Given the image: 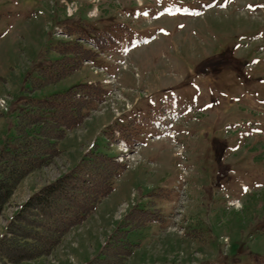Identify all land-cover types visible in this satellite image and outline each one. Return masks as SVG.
I'll return each instance as SVG.
<instances>
[{"label": "rangeland", "instance_id": "rangeland-1", "mask_svg": "<svg viewBox=\"0 0 264 264\" xmlns=\"http://www.w3.org/2000/svg\"><path fill=\"white\" fill-rule=\"evenodd\" d=\"M65 1L72 2L0 0V148L14 145L25 100L98 77L84 65L33 87L38 69L60 58L57 47L67 39L59 28L72 33L74 44L104 45L105 70L95 82L105 93L59 142L63 153L16 189L0 214V236L29 196L76 165L93 143L121 154L128 169L51 254L20 264H87L137 207L155 210L163 222L131 232L138 247L127 264L264 262V131L251 130L264 129V0H75L72 16ZM164 115L175 140L155 126L167 125ZM225 140L229 147L219 157Z\"/></svg>", "mask_w": 264, "mask_h": 264}, {"label": "trees", "instance_id": "trees-1", "mask_svg": "<svg viewBox=\"0 0 264 264\" xmlns=\"http://www.w3.org/2000/svg\"><path fill=\"white\" fill-rule=\"evenodd\" d=\"M57 49L60 58L38 69L37 78L32 81L34 88L59 82L98 55L95 50L70 41L62 42ZM99 83H80L64 93L30 97L23 102L17 115L14 145L0 148V214L30 173L51 164L63 153L59 142L81 127L103 100L105 90ZM127 168L126 163L99 150L94 143L76 165L31 194L7 220L0 236V264H20L51 254L69 231L87 220L114 191L116 181ZM151 222L163 220L155 210L135 208L87 264H127L138 246L130 239L131 232ZM261 263L264 264L259 260L256 264Z\"/></svg>", "mask_w": 264, "mask_h": 264}, {"label": "snow or ice", "instance_id": "snow-or-ice-1", "mask_svg": "<svg viewBox=\"0 0 264 264\" xmlns=\"http://www.w3.org/2000/svg\"><path fill=\"white\" fill-rule=\"evenodd\" d=\"M250 8L252 7L251 5L249 6ZM246 190V189H245Z\"/></svg>", "mask_w": 264, "mask_h": 264}, {"label": "bare ground", "instance_id": "bare-ground-1", "mask_svg": "<svg viewBox=\"0 0 264 264\" xmlns=\"http://www.w3.org/2000/svg\"><path fill=\"white\" fill-rule=\"evenodd\" d=\"M160 126V125H159ZM235 204H238L237 202Z\"/></svg>", "mask_w": 264, "mask_h": 264}, {"label": "built area", "instance_id": "built-area-1", "mask_svg": "<svg viewBox=\"0 0 264 264\" xmlns=\"http://www.w3.org/2000/svg\"><path fill=\"white\" fill-rule=\"evenodd\" d=\"M1 103L3 104V101Z\"/></svg>", "mask_w": 264, "mask_h": 264}, {"label": "crops", "instance_id": "crops-1", "mask_svg": "<svg viewBox=\"0 0 264 264\" xmlns=\"http://www.w3.org/2000/svg\"><path fill=\"white\" fill-rule=\"evenodd\" d=\"M100 208V207H99Z\"/></svg>", "mask_w": 264, "mask_h": 264}]
</instances>
